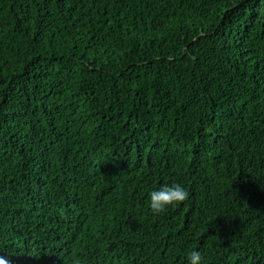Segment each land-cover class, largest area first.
Listing matches in <instances>:
<instances>
[{"label":"trees","instance_id":"trees-1","mask_svg":"<svg viewBox=\"0 0 264 264\" xmlns=\"http://www.w3.org/2000/svg\"><path fill=\"white\" fill-rule=\"evenodd\" d=\"M194 250L264 264V0H0V258Z\"/></svg>","mask_w":264,"mask_h":264},{"label":"clouds","instance_id":"clouds-1","mask_svg":"<svg viewBox=\"0 0 264 264\" xmlns=\"http://www.w3.org/2000/svg\"><path fill=\"white\" fill-rule=\"evenodd\" d=\"M150 209L153 214L159 215L169 207L184 203L188 199V192L180 184H165L159 190L149 194ZM0 264H7L4 258H0ZM188 264H203V257L199 251H191L188 254Z\"/></svg>","mask_w":264,"mask_h":264}]
</instances>
